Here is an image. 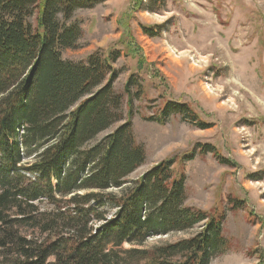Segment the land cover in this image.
Instances as JSON below:
<instances>
[{"label": "trees", "instance_id": "16d2710c", "mask_svg": "<svg viewBox=\"0 0 264 264\" xmlns=\"http://www.w3.org/2000/svg\"><path fill=\"white\" fill-rule=\"evenodd\" d=\"M107 1L0 0V264H211L228 251L227 212L187 206V176L174 166L183 167L196 151L233 164L213 146L199 144L127 187L146 162L132 121L134 105L145 95L143 80L133 72L124 92L115 91L123 71L115 67L118 48L80 61L64 58L82 38L76 12ZM143 31L156 37L151 28ZM172 116L210 128L177 102H165L145 119L165 124ZM231 202L232 209L243 206ZM42 203L50 209L42 210ZM202 223L194 237L144 249L149 238Z\"/></svg>", "mask_w": 264, "mask_h": 264}, {"label": "rangeland", "instance_id": "374dc122", "mask_svg": "<svg viewBox=\"0 0 264 264\" xmlns=\"http://www.w3.org/2000/svg\"><path fill=\"white\" fill-rule=\"evenodd\" d=\"M75 19L82 38L78 49L64 52L65 59L80 61L97 50L118 48L122 56L115 67L123 71L115 91L124 92L133 72L143 80L145 95L136 101L132 121L146 162L127 187L166 159H180L199 144L213 146L233 165L196 151L183 167L174 166L187 176V206L227 212L228 251L211 264H264V0H164L159 6L152 0H109L78 10ZM167 101L187 104L210 128L200 129L180 116L165 124L145 119ZM124 113L127 117L126 104ZM33 162L25 159L21 166ZM111 192L119 195L121 189ZM234 199L243 206L232 209ZM40 207L50 209L46 203ZM205 224L149 238L144 249L194 237Z\"/></svg>", "mask_w": 264, "mask_h": 264}]
</instances>
